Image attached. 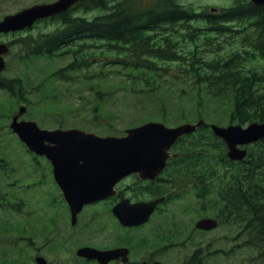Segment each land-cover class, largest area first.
<instances>
[{
  "label": "rangeland",
  "instance_id": "374dc122",
  "mask_svg": "<svg viewBox=\"0 0 264 264\" xmlns=\"http://www.w3.org/2000/svg\"><path fill=\"white\" fill-rule=\"evenodd\" d=\"M53 1L0 0V19L36 4ZM117 1L123 0H108L110 6ZM149 1L143 0L139 6L143 4L146 7ZM180 2L208 12L211 8L219 10L233 3L232 0ZM99 13L98 10L76 11L77 16L87 18ZM198 26L204 28L203 24ZM58 28H61L58 22L39 23L26 32L4 36L2 40L10 45V52L5 57L7 69L2 75L23 78L30 89L27 98L31 103L17 101L14 106L6 93L0 90V264H37L35 258L39 255L48 264H80L76 261L79 247H107L117 242L120 236L119 224L110 212L113 206L110 200L85 208L77 226H71L70 212L54 183L50 163L44 158L34 157L9 128L13 115L22 105L27 107V113L22 118L36 121L41 128H77L101 136H121L125 130L149 121H159L169 127L200 119L208 124L230 125L233 99L223 88H218L220 94L217 97L210 96L204 85L190 79L175 63L159 64L166 70H159L158 73L135 69L130 66L132 59L126 51L118 55L116 50L110 51L105 43L98 42L94 46L88 42L89 46L80 51L82 56H79L81 61L78 63L81 69L70 72L67 80L55 79L56 72L75 60L73 51L65 53L64 49L54 57L26 59L23 39L44 37ZM175 29L181 31L180 28ZM181 33L188 35V30ZM207 33L208 30L203 29L201 38ZM237 36L233 33H212L210 37L216 38L212 44H215L214 48L219 45L222 53L231 51ZM185 43L191 46L190 42ZM237 49L242 51L243 48L237 46ZM205 50L212 58L211 49L205 47ZM253 59H256L253 63L244 62L243 71L252 75V71L258 70L255 85L264 87V60L259 56ZM150 83H155L158 88L150 90L147 87ZM154 86L151 85V88ZM3 111L8 113L2 115ZM125 183L131 187L134 181L129 179ZM191 183L183 179L175 186L182 188ZM166 185L167 189L173 186L170 181ZM124 194L128 198L134 196L127 187ZM213 204L204 198H197L196 189L186 186L179 197L160 208L145 228L149 233L160 227L165 233L182 231L186 234L180 235L179 239H165L156 247L149 245L144 251L154 252L167 246L165 251L170 250L167 263L184 264L187 256L197 247L186 241L192 232L190 229L198 220L212 217L219 220V229L205 235L200 244L206 255L202 258L203 264H264L259 249L252 248L254 245L250 244L254 237L250 235L247 239L241 233L243 226L218 217ZM246 240H249L248 245ZM172 243L177 247L174 250H171L174 247ZM142 250L137 253L140 255Z\"/></svg>",
  "mask_w": 264,
  "mask_h": 264
},
{
  "label": "trees",
  "instance_id": "16d2710c",
  "mask_svg": "<svg viewBox=\"0 0 264 264\" xmlns=\"http://www.w3.org/2000/svg\"><path fill=\"white\" fill-rule=\"evenodd\" d=\"M141 1H117L110 6L108 0H86L76 9L101 13L92 18L75 13L62 15L63 27L60 29L44 37L23 39L25 57L50 58L64 49L73 51L75 60L54 74L59 81L67 80L70 72L81 69L78 63L82 56L80 51L89 46L86 41L79 43L80 40H92L94 46L98 42L105 43L118 55L126 51L132 59L130 66L135 69L158 73L166 70L159 64L175 63L190 79L204 85L210 96L217 97L220 94L218 88H223L233 99L229 124L264 122V87L255 85L258 70L252 71V75L243 71L244 62H255V56L264 60V6L256 7L250 0H232L229 8H223L219 14L207 15L198 13L193 6L181 4L180 0H151L146 7L139 6ZM200 21L208 25V33L203 38L198 33L200 28L195 25ZM233 21L241 23L242 31L235 33L227 26ZM175 27L188 30V35L180 34ZM160 31L162 37L156 39L158 34L154 32ZM212 33L238 36L231 51L221 53L220 46L217 44L214 48L215 44H212L216 39L210 37ZM185 42H190L191 46ZM237 46L243 48L242 51ZM76 47L80 49L75 50ZM205 47L211 49L212 58L208 57ZM154 84H147V87L155 91L158 86ZM0 89L6 92L14 106L17 101L31 103L27 98L30 89L21 77L0 76ZM2 110L5 109L2 107ZM7 113L3 111L2 115ZM248 150L244 160H230L224 141L206 124L179 140L174 147L177 157L168 162L158 181L164 189L167 180H171L172 185L178 183L173 181L196 180L199 197L208 203L214 202L218 217L252 230V243L264 259V139Z\"/></svg>",
  "mask_w": 264,
  "mask_h": 264
},
{
  "label": "water",
  "instance_id": "95a60500",
  "mask_svg": "<svg viewBox=\"0 0 264 264\" xmlns=\"http://www.w3.org/2000/svg\"><path fill=\"white\" fill-rule=\"evenodd\" d=\"M78 1L81 0H58L7 15L0 21V34L31 28L35 22L62 13ZM251 1L255 6H264V0ZM8 51L5 44H0V74L6 68L3 55ZM26 110L25 106L20 107L10 128L30 151L45 156L51 162L54 178L70 206L73 221L85 205L116 195L114 187L124 178L138 174L142 180H155L166 168L168 160L175 156L171 155V150L179 139L194 133L205 123L200 120L168 127L151 121L127 129L124 136L101 137L76 128L42 129L35 121L20 120ZM210 127L216 136L224 140L228 157L235 161L243 160L248 154L247 149L240 147L264 139V123H252L247 127L212 124ZM162 200L132 203L130 199H122L113 208V213L124 226L143 225ZM196 226L212 230L218 226V221L205 218ZM112 252L115 251L82 248L78 254L105 263ZM37 262L47 264L41 257Z\"/></svg>",
  "mask_w": 264,
  "mask_h": 264
},
{
  "label": "flooded vegetation",
  "instance_id": "af4514ba",
  "mask_svg": "<svg viewBox=\"0 0 264 264\" xmlns=\"http://www.w3.org/2000/svg\"><path fill=\"white\" fill-rule=\"evenodd\" d=\"M73 10L76 11V8H73L72 10H69L63 14L56 15L52 18L43 20L41 23H47V22H53L54 21V22H58L61 25V27H63V24L61 21L62 20L61 16L62 15H70V13L71 14L75 13V11H73ZM154 33L158 34L159 37H162L160 35L161 31L160 32H154ZM12 34H9V35H12ZM6 36H8V35H5V38H6ZM2 40H4V36L0 37V42H2ZM129 179H133V181H134L133 186H131V187L127 186L125 183ZM166 182H169V181L167 180ZM170 182H172V181L170 180ZM173 182H179V181H173ZM123 184H125V187L122 188ZM161 184H162V182L158 181L157 179L155 181L141 180L137 175H132L131 177H129V178H127V179H125V180H123L117 184V186H116V189L118 191L117 196L107 198L105 200L97 201L95 203L86 205L83 208V210L77 215V218L75 221L72 220V212L69 211L70 212V224H71V226L75 227L79 223V216L83 213L85 208L89 207L90 205L96 204V203H101V202H105V201L110 200L112 205H113V206L111 205L112 207H111L110 212H111L112 216H114L116 222L119 224L118 230L120 231V234H119L120 236H119L117 242H115L114 244H110L107 247L98 248V247L89 246V245H83V246L79 247L76 250V256H77L76 261L79 262L80 264H168L166 258L170 257V250L165 251L167 246L162 247L160 250H155L154 252H149V253H146L144 250H146L149 247V245H153L154 247H156L158 244H160L161 241H163L165 239H170L171 237L179 239L180 235H185L186 232L181 231L179 233L178 232H173V233L166 232L165 233L164 229H161L159 227V228H155L154 230L152 229L153 230V231L151 230L152 233H149V230L147 231L145 228L147 226H149L148 224L152 221L155 214L159 212L160 208L163 205H167L168 203H170V201L175 199L176 197H179L182 194V191L185 189V187L183 186L182 188H178L175 185H173L172 188H170V189H167V187L162 189L163 187ZM192 185L193 184H190V186H192ZM126 187L129 188L130 190H132V194L134 193V196L129 197L133 202L134 201L157 200L159 198H164V201L157 206L155 212L153 213V215H152V217L148 223H146L142 226H131V227L123 226L120 223L119 219L114 215L113 207L119 201L126 198V196L124 194V190L126 189ZM188 188L193 189L192 187H188ZM58 190H59L60 194L62 195L59 187H58ZM159 191H163V194H159ZM169 193H171V194H169ZM142 194H144V195H142ZM143 197H145V198L141 199ZM62 198H63V195H62ZM216 229H219V227ZM216 229H214V230H216ZM190 230H192V232L189 233L186 241L192 242V244L194 243L195 245H197V247L194 249V252L192 254L187 256L188 260L184 264H203L202 258H204L206 255L200 249V244L203 243L205 235L210 234L214 230L208 231V230L200 229L196 226V224H195V227H193ZM141 231H143V232H141ZM251 231L252 230L249 227H242L241 228L242 235H245L247 237V239L251 235L250 234ZM165 234H168V235L164 236ZM252 238L250 237V239H252ZM246 241H247L246 244L248 245L249 240H246ZM172 245L174 247L171 250H174V248H177L175 246V244L172 243ZM82 248H94V249H97V250L102 251V252H110V251H115V252L111 253V257H109V259H107L105 263H101L97 259H88L87 257L79 256L78 251ZM139 249H143L142 250L143 252L140 255L137 253V251ZM165 256H167V257H165ZM207 256H209V255H207Z\"/></svg>",
  "mask_w": 264,
  "mask_h": 264
}]
</instances>
